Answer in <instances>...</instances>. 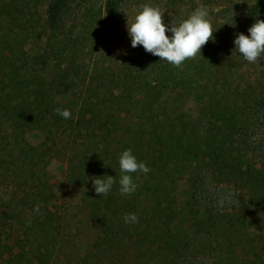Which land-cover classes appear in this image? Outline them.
Here are the masks:
<instances>
[{"label": "trees", "instance_id": "16d2710c", "mask_svg": "<svg viewBox=\"0 0 264 264\" xmlns=\"http://www.w3.org/2000/svg\"><path fill=\"white\" fill-rule=\"evenodd\" d=\"M183 1L204 6L214 18L202 57L176 68L131 47L110 65L113 79L96 75L106 72L102 41L112 43L132 0L5 2L0 231L22 230L15 239L17 264L59 263L65 233L60 214L48 206L56 192L46 177L58 155L91 232L76 264H264V230L250 231L253 216L264 221V159L240 149L249 122L264 110V54L249 63L233 44L236 34L248 35L256 19L264 20V0L166 5ZM58 107L70 109L72 118L57 115ZM32 131L39 133L36 143L27 138ZM125 149L150 169L132 174L137 187L130 196L119 191ZM104 175L116 182L98 196L91 177ZM210 176L237 184L243 205L214 210ZM126 213H136L139 222L126 224Z\"/></svg>", "mask_w": 264, "mask_h": 264}, {"label": "rangeland", "instance_id": "374dc122", "mask_svg": "<svg viewBox=\"0 0 264 264\" xmlns=\"http://www.w3.org/2000/svg\"><path fill=\"white\" fill-rule=\"evenodd\" d=\"M8 0H0V18L2 19L3 10L5 8V2ZM223 1L225 4L226 0ZM219 3V2H218ZM143 4H150L152 6H158L164 12V23L167 26L178 25L183 19H186L196 8L195 5H188L185 1L166 5V0H132V4L128 5L125 10V17L121 25L120 32L115 36L111 44H106V40L102 41V54L101 61L103 62V68L106 72L101 74H96L100 76H105L106 79L112 78L111 66H115L120 62L124 53H127L131 48V41L127 32V23H131L137 11H139L140 6ZM200 7V6H199ZM12 11L16 10L14 4L11 3ZM209 13V12H208ZM211 21L214 20L213 16H210ZM167 35L171 36L172 33L168 32ZM102 38V37H101ZM40 43V41H38ZM29 51L34 53L33 44L29 43ZM140 47L142 51H145L142 46ZM138 50V49H137ZM261 65V64H260ZM264 65V63H263ZM257 68V67H256ZM252 71H254L252 69ZM113 79V78H112ZM193 113L196 119L199 118V107L192 103ZM245 149H242L247 153L252 159L260 162L264 159V110L258 112L253 119L249 122L248 127H246L244 132ZM27 138L30 142L36 143L39 140V133L32 131L27 134ZM66 147L64 146L63 150ZM65 161L62 155H58L53 158L46 167V177L50 178L53 182V186L56 192V198L52 200L48 206L51 210L56 211L60 214L63 226V233H65V239L62 241L63 251L59 254V263L64 264V262H69L70 264H76L78 261L77 251L80 249L82 242L85 241L87 236L91 233L90 226L86 222L85 209L83 207L82 201L79 194L74 188L66 185L65 183ZM211 199L213 201L212 208L214 210H219L220 212L227 213L232 211L233 206L243 205L242 192L237 184L228 181H217L213 176H210L209 180ZM177 196H181L180 188L177 189ZM257 212V211H256ZM7 229V227H6ZM264 230V221L259 216L252 217V224L250 231L257 232ZM20 228H14L13 233L10 235H5L6 233L0 231V264H17L16 252L18 247L15 246V239H18ZM8 233V230H7ZM22 237V236H21ZM240 240H244L241 236ZM10 246V247H9ZM245 247V246H244ZM11 251V252H10ZM13 251V253H12ZM68 255L67 259H64V253ZM208 258L211 256L208 255ZM206 257V258H207ZM243 258V257H242ZM244 259V258H243ZM22 261V260H21ZM24 262V261H23ZM25 264H31L30 262H25Z\"/></svg>", "mask_w": 264, "mask_h": 264}, {"label": "clouds", "instance_id": "9594fccd", "mask_svg": "<svg viewBox=\"0 0 264 264\" xmlns=\"http://www.w3.org/2000/svg\"><path fill=\"white\" fill-rule=\"evenodd\" d=\"M164 12L158 6L143 4L135 14L132 22L126 24L131 47L142 46L145 52L159 57L173 67L180 68L186 60L201 56V49L213 40V27L208 10L204 6L197 7L186 19L178 25L167 26L164 23ZM216 31V30H215ZM248 35L236 34L233 41L235 49L249 63H257L264 54V20L256 19L248 28ZM171 32L169 36L166 33ZM202 57V56H201ZM55 113L65 120L72 118L70 109L56 108ZM119 191L124 196L135 192L137 185L132 174L140 172L147 174L150 169L146 163L139 161L131 149L123 150L119 155ZM93 188L98 196H106L116 182L114 176L104 175L91 177ZM33 211L40 212V205ZM126 224L139 222L136 213H126L123 216ZM28 221L26 226H30Z\"/></svg>", "mask_w": 264, "mask_h": 264}]
</instances>
